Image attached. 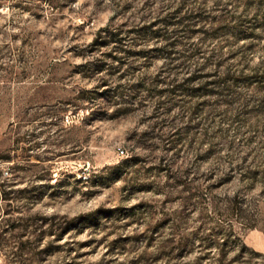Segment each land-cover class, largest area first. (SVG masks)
<instances>
[{
  "label": "rangeland",
  "instance_id": "rangeland-1",
  "mask_svg": "<svg viewBox=\"0 0 264 264\" xmlns=\"http://www.w3.org/2000/svg\"><path fill=\"white\" fill-rule=\"evenodd\" d=\"M0 264H264V0H0Z\"/></svg>",
  "mask_w": 264,
  "mask_h": 264
},
{
  "label": "trees",
  "instance_id": "trees-1",
  "mask_svg": "<svg viewBox=\"0 0 264 264\" xmlns=\"http://www.w3.org/2000/svg\"><path fill=\"white\" fill-rule=\"evenodd\" d=\"M252 226V225H251ZM239 239V238H238ZM240 242L244 245V247L248 248V246L245 244V242L240 238Z\"/></svg>",
  "mask_w": 264,
  "mask_h": 264
},
{
  "label": "built area",
  "instance_id": "built-area-1",
  "mask_svg": "<svg viewBox=\"0 0 264 264\" xmlns=\"http://www.w3.org/2000/svg\"><path fill=\"white\" fill-rule=\"evenodd\" d=\"M121 152H122V153H124V151H123V150H121Z\"/></svg>",
  "mask_w": 264,
  "mask_h": 264
}]
</instances>
